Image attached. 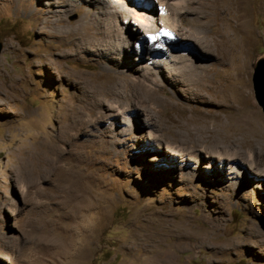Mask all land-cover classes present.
Listing matches in <instances>:
<instances>
[{
  "label": "rangeland",
  "instance_id": "1",
  "mask_svg": "<svg viewBox=\"0 0 264 264\" xmlns=\"http://www.w3.org/2000/svg\"><path fill=\"white\" fill-rule=\"evenodd\" d=\"M51 1L27 4L37 9L29 16L16 0H0V264H264V136L251 146L239 135L223 139L224 125L244 120L236 114L264 125L251 82L264 57V0H220L216 11L226 19L214 26L228 25L242 48V80L212 53L210 68L196 70L221 90L210 95L200 82L195 93L190 74L162 70V105L135 73H116L132 65L81 47L76 31L86 9L64 12ZM235 84L243 85L239 107L224 92ZM125 89L143 101L150 127L111 125L100 102ZM165 146L186 154L169 159Z\"/></svg>",
  "mask_w": 264,
  "mask_h": 264
},
{
  "label": "bare ground",
  "instance_id": "2",
  "mask_svg": "<svg viewBox=\"0 0 264 264\" xmlns=\"http://www.w3.org/2000/svg\"><path fill=\"white\" fill-rule=\"evenodd\" d=\"M16 1V9H21L22 12L28 14L29 16L34 15V12L37 11L36 7H34L35 9L27 7V4L29 5V3L34 0ZM146 1L153 5L152 9L145 10L142 6H137L134 0H52L51 4L55 7H61L64 12L67 11L65 8L73 10L86 9L88 12L86 11L87 13L85 12L83 17H81L80 25H78L76 31L80 36L79 39H81V42H83L81 47L86 51L88 50L86 48H89L94 53L98 54H102L104 52V55L108 54L110 58L112 56L113 58L116 57L119 61L124 62V66L126 68L132 65L133 67L128 70L120 72L117 71L116 73H127V75H129V72L135 73L134 78L137 79V83L143 89L148 91L149 94L154 95L157 103L161 105L164 103V101H168L166 99L160 98L161 96H158V88L160 85H157V82L162 77L160 73L162 70L166 72L174 71L173 73L178 75L181 72L190 74L192 78H195V93L202 89L200 82L203 85L202 87L205 89V92L210 95L214 94L217 89L221 90L219 83L216 84V86L210 85L206 79L204 80L205 75L202 73L203 70L205 71V69L210 68L208 62H206V58H209L212 53L218 55L217 58L219 60L217 59V61L220 63L227 62L229 66L228 69L235 70L234 75L236 78L238 80H242L243 71L246 69L245 58L241 57L242 48H239V46L235 44L233 37L229 35L230 32H227V29H229L228 25H224L222 29L215 27L218 21L226 19L225 14L224 16L219 17L216 13V11L219 10L218 7L220 6V0H194V2L193 0ZM193 4H195V6ZM56 12L58 13H56L58 17L54 19L56 20L54 22L61 20L63 17V15L59 13L62 11L58 10ZM89 13L92 14V18L89 17ZM186 14L191 15L189 18L190 27L185 30V32H181L178 29L179 23H181V20ZM43 20H45L44 24L48 23L51 25V22H48L49 19L46 18ZM211 22L214 24L211 25ZM210 25L214 28V30H211L209 33H205L202 28ZM158 28H161V30L167 28L175 32L176 36L178 37V41L173 45L172 50L168 51L172 44L170 46H163V43H161V45H158L157 48V50L160 52L159 54H156L155 58L148 54L149 51L142 52L138 49H133L132 47L129 51L130 46L133 45L132 39H135L138 36L146 33L154 32ZM95 32H99V35L101 36L96 37ZM189 41H193L194 46H189ZM95 45L99 46L97 47ZM98 50H102L103 52ZM123 51H128L132 57H127L125 54H123ZM144 53L146 55H144ZM236 55V62H239L240 58H242V61L236 64L237 66H233ZM200 64L204 65L202 68L203 70L198 69L199 71H197L196 68L200 66ZM108 75L114 76L110 73H108ZM121 87H126V85L121 84ZM224 92L225 96L227 95L228 103L236 104V107L240 106V102L243 99V85H240L239 87L235 84L230 87H226ZM106 96L107 97L103 96V102L101 101L100 103H105L104 111L107 112L106 116L111 118V125L115 124V119L119 120V122L125 126L129 124L133 125L135 123L138 127L148 128L153 124L151 122V117L148 116V114L145 112V109L142 107L143 101L139 99L136 93H127V90L125 89L121 91V93L107 94ZM108 98H110V100ZM221 98H223V96ZM120 99H123L124 102ZM235 116H238L235 117L236 119H240L239 117H241V119L244 120H240V122L237 123L231 120V123L224 125V132L227 134V137L223 136L224 140L229 139L233 142L236 139H233L232 136L239 135L241 136V138L238 140L240 145L251 146L253 145L254 139L263 138L264 125H262L263 127L258 128L251 122L247 121V118H243L239 114H236ZM253 116L256 117L255 120L258 121V123L261 122L257 113L254 112ZM147 137L153 142L158 140V136L155 133L147 132ZM202 149L208 158L211 157L207 147L203 146ZM165 154H168L169 159H177L176 157H184L186 153L181 148L165 146ZM217 154L218 153H213L212 157H218ZM218 158V160L234 162L238 159L235 153H223V155ZM247 164H249L247 166L248 170L254 173L257 177L262 175L255 165H250L252 164L251 161H249ZM199 241L201 242V240ZM166 255L168 254H165V256ZM169 259L164 258V261L161 264H174ZM149 261L151 260H148V262Z\"/></svg>",
  "mask_w": 264,
  "mask_h": 264
},
{
  "label": "water",
  "instance_id": "3",
  "mask_svg": "<svg viewBox=\"0 0 264 264\" xmlns=\"http://www.w3.org/2000/svg\"><path fill=\"white\" fill-rule=\"evenodd\" d=\"M2 46L0 44V52ZM254 99L264 114V57L259 58L253 67L251 77Z\"/></svg>",
  "mask_w": 264,
  "mask_h": 264
},
{
  "label": "clouds",
  "instance_id": "4",
  "mask_svg": "<svg viewBox=\"0 0 264 264\" xmlns=\"http://www.w3.org/2000/svg\"><path fill=\"white\" fill-rule=\"evenodd\" d=\"M174 34H175V32H174ZM175 35H176V34H175ZM176 37H177V36H176ZM132 40H133V39H132ZM177 40H178V37H177ZM130 49H131V48H129V51H130Z\"/></svg>",
  "mask_w": 264,
  "mask_h": 264
}]
</instances>
